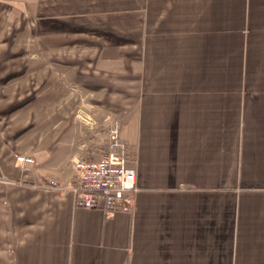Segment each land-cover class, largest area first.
I'll list each match as a JSON object with an SVG mask.
<instances>
[{
    "label": "crops",
    "instance_id": "1",
    "mask_svg": "<svg viewBox=\"0 0 264 264\" xmlns=\"http://www.w3.org/2000/svg\"><path fill=\"white\" fill-rule=\"evenodd\" d=\"M68 3L0 5V264H264V0ZM112 122L133 206L75 208Z\"/></svg>",
    "mask_w": 264,
    "mask_h": 264
},
{
    "label": "built area",
    "instance_id": "2",
    "mask_svg": "<svg viewBox=\"0 0 264 264\" xmlns=\"http://www.w3.org/2000/svg\"><path fill=\"white\" fill-rule=\"evenodd\" d=\"M84 123H88L82 120ZM23 170L32 164L29 157L18 156ZM74 175L68 186L75 208L129 212L136 191L134 170L128 166L129 157L125 145L118 138V125L109 124L105 151L97 160H71ZM55 184L51 183V186Z\"/></svg>",
    "mask_w": 264,
    "mask_h": 264
},
{
    "label": "rangeland",
    "instance_id": "3",
    "mask_svg": "<svg viewBox=\"0 0 264 264\" xmlns=\"http://www.w3.org/2000/svg\"><path fill=\"white\" fill-rule=\"evenodd\" d=\"M18 1L19 0H0V2H2L0 5L2 4L5 5V2L11 3V2H18ZM26 1L28 4H31V5L17 10L18 14L16 13L14 15L15 16L14 18L16 20V25H18L19 22H23L20 28L23 29L24 27V31L22 33L23 34L24 32L26 33L24 38H22L23 35L21 36L22 42L18 44L24 48H35V46L36 47L38 46L33 41H30L33 38V35H32L33 26L31 25L30 18H35L36 13L37 14L42 13V14L47 15L51 12L53 13L64 12L66 3H68L69 0L68 1H65V0H26ZM68 11H69V3H68ZM25 21H26V24H24ZM57 94H58V97L66 98V97H69V90L61 88L60 90L57 91ZM67 106L69 107V103H67ZM67 110H69V108ZM73 115L76 116V113H74ZM107 130L105 134H107Z\"/></svg>",
    "mask_w": 264,
    "mask_h": 264
},
{
    "label": "bare ground",
    "instance_id": "4",
    "mask_svg": "<svg viewBox=\"0 0 264 264\" xmlns=\"http://www.w3.org/2000/svg\"><path fill=\"white\" fill-rule=\"evenodd\" d=\"M23 157H26V156H23ZM29 158H31V157H29ZM32 159V158H31ZM17 163H19V162H17ZM20 165H21V167L23 166L21 163H20ZM30 165V164H29ZM26 167H27V164H26ZM28 168V167H27ZM22 169V168H21ZM51 186V184L49 185V187ZM53 186H55V185H53Z\"/></svg>",
    "mask_w": 264,
    "mask_h": 264
}]
</instances>
